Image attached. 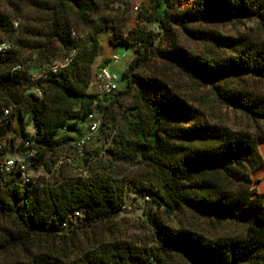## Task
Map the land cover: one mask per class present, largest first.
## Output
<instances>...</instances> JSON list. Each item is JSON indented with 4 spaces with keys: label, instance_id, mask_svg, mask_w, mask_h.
I'll list each match as a JSON object with an SVG mask.
<instances>
[{
    "label": "trees",
    "instance_id": "1",
    "mask_svg": "<svg viewBox=\"0 0 264 264\" xmlns=\"http://www.w3.org/2000/svg\"><path fill=\"white\" fill-rule=\"evenodd\" d=\"M1 1L0 42L11 48L0 54V165L7 153L32 151L31 171L47 176L23 184L0 168V256L33 244L57 255L0 264H164L160 255L168 253L192 264H264V197L251 177L264 164L262 131L234 133L207 123L161 68L211 88L221 105L264 123V95L238 85L246 79L264 85V37L201 28L253 19L264 33V0H144L136 15L128 0ZM105 30L111 44L133 55L117 91L99 98L88 86ZM179 35L203 52L181 46ZM65 58L52 73V63ZM90 112L101 115L100 126L79 151ZM117 166L145 171L129 180ZM130 186L146 206L141 215L154 247L114 231ZM185 213L240 232L222 237L180 227Z\"/></svg>",
    "mask_w": 264,
    "mask_h": 264
},
{
    "label": "rangeland",
    "instance_id": "2",
    "mask_svg": "<svg viewBox=\"0 0 264 264\" xmlns=\"http://www.w3.org/2000/svg\"><path fill=\"white\" fill-rule=\"evenodd\" d=\"M130 1L132 8L130 13L133 15L137 14L140 4L144 0H128ZM6 4L0 0V7L4 8ZM122 8V5H120ZM28 14L29 10H25ZM202 29L211 31L213 33H219L222 36H247L251 40L258 41L264 37L263 29L259 26L256 21L243 20L241 22L232 24H207L201 27ZM151 29H156L155 25H151ZM110 31L105 30L99 35V43L101 51L99 56L95 59L92 72L96 71L101 65H105L108 61V57L112 54H116L118 60L110 64L111 71L114 72L117 77H119L121 71L126 67L129 60L132 57V51L122 45H114L109 42ZM179 42L181 46L189 49L192 52H203V47L195 43L183 35H179ZM162 71L169 79L172 86L175 87L176 92L182 96L189 104L197 108L201 114H203L204 119L207 123L218 125L229 132H250L259 133L262 131L263 137L259 139L258 146L259 151L264 161V123H255L248 117L234 111L226 106L221 105L213 92V90L207 86L201 85L195 80H191L187 77L182 76L177 71L169 69L168 67H161ZM238 85H244L245 87H250L253 93L257 95H264V85L261 83L251 82L246 79L245 81H238ZM231 88H237V84L233 83L230 85ZM93 92L92 89H88ZM29 128L26 127V130ZM64 132L60 131L59 134ZM67 135L71 137H76L78 132H66ZM12 135L11 133L8 136ZM62 156L65 155L66 151L59 150L57 152ZM12 156L11 153H7L4 157ZM67 161V160H66ZM73 171V166H70ZM116 172H119L126 179H134L137 176L144 173L143 167H128V166H117L115 168ZM32 177L41 178L47 176L42 170L30 171ZM253 180H259L260 184L257 185L258 193L264 197V165L251 174ZM125 205L130 206V210H124L120 213L118 221L116 222V230L119 237H124L129 239L136 244L145 245L147 247H154L155 244L152 242L151 234L147 232L146 225L142 220L141 208H145V204L141 200L138 193L133 187L130 186L129 190L126 192ZM154 209V208H153ZM163 219V218H162ZM167 225L175 227L170 221L163 219ZM180 227H193L199 232L205 233L211 236H232L240 232L239 227L229 224L216 225L210 223L206 219L199 218L190 213H185L179 216ZM76 221H73L75 223ZM38 254H49L57 255L54 248H49L47 245L38 246L36 244L31 245L27 250L16 249L12 250L2 256H0V262L5 261H21L27 262L32 256ZM163 258L164 264H192L183 255L177 253H168V255H160Z\"/></svg>",
    "mask_w": 264,
    "mask_h": 264
},
{
    "label": "built area",
    "instance_id": "3",
    "mask_svg": "<svg viewBox=\"0 0 264 264\" xmlns=\"http://www.w3.org/2000/svg\"><path fill=\"white\" fill-rule=\"evenodd\" d=\"M71 35L74 36V32L71 31ZM11 48L10 43L7 41L0 42V54L7 52ZM118 57L116 54H112L108 57V61L105 65L100 66L94 72L88 89H92L93 93L99 98H104L113 94L118 89L119 77L111 71L110 64L116 62ZM68 58H65L62 62H53L50 66V71L56 73L57 70L63 65L67 64ZM21 67L19 65L13 67L11 71L19 70ZM7 114V111L4 112ZM87 128L85 132L80 136L76 142V147L81 151L94 137L97 133L101 122V115L99 113L90 112L86 117ZM32 151H25L23 153H15L12 156L4 158L0 168L5 173H15L21 179L23 184L31 183L32 175L30 174L32 167ZM68 161V160H67ZM59 164L56 165V168ZM73 172L78 175H86V171L79 168H74ZM131 207L123 205L121 210H130ZM81 213L80 210L74 212V216L77 217ZM61 227H66V222L61 224Z\"/></svg>",
    "mask_w": 264,
    "mask_h": 264
},
{
    "label": "crops",
    "instance_id": "4",
    "mask_svg": "<svg viewBox=\"0 0 264 264\" xmlns=\"http://www.w3.org/2000/svg\"><path fill=\"white\" fill-rule=\"evenodd\" d=\"M101 66H103V65H101ZM264 165V164H263Z\"/></svg>",
    "mask_w": 264,
    "mask_h": 264
}]
</instances>
